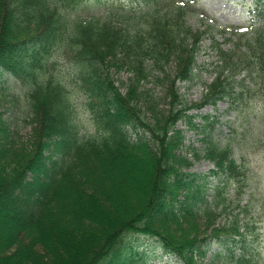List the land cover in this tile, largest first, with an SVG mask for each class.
Instances as JSON below:
<instances>
[{
  "label": "trees",
  "instance_id": "obj_1",
  "mask_svg": "<svg viewBox=\"0 0 264 264\" xmlns=\"http://www.w3.org/2000/svg\"><path fill=\"white\" fill-rule=\"evenodd\" d=\"M83 1L0 0V67L21 78L32 111L25 141L11 138L0 113V212L15 220L0 239V264H130L133 234L155 238L182 264H202L213 240L226 243L222 264H264L255 215L264 199L254 196L248 160L235 156L231 141L194 148L219 177L208 199L207 173L188 170L177 128L181 119L196 127L192 108L221 99L241 108L260 98L261 118L247 113L242 134L264 129V0H253L250 25L222 29L230 44L214 41V78L191 103L178 82L194 77L203 36L189 23L195 13L207 16L195 0H93L100 11L90 14L77 11ZM61 48L80 69L90 129L75 119L61 69L49 63L63 59L54 55ZM121 71L125 82L114 77ZM150 78L164 83L168 108L151 101L143 115ZM55 150L58 158L48 161ZM229 207L237 212L217 223Z\"/></svg>",
  "mask_w": 264,
  "mask_h": 264
},
{
  "label": "rangeland",
  "instance_id": "obj_2",
  "mask_svg": "<svg viewBox=\"0 0 264 264\" xmlns=\"http://www.w3.org/2000/svg\"><path fill=\"white\" fill-rule=\"evenodd\" d=\"M196 5L200 9H204L207 16L204 18L203 15L195 13L189 17V23L193 28L203 32L193 70L195 74L190 80L178 82L182 98L190 103L199 102L203 99L207 84L214 78V64L219 60L216 49L213 47L214 41L222 43L224 47L229 46L228 39L230 36L223 33L222 29H227L226 26L229 24L247 23L250 17L249 12L253 7L252 0H197ZM77 11L82 14H90L100 11V7L94 4L93 0H88L83 1ZM57 65L58 68L67 72L73 70L70 62L65 65L63 59L61 64L57 63ZM114 77L116 80L119 79L125 82L127 73L121 71ZM78 79L75 76L72 80V84L76 87L74 89L77 95L76 103L80 104L82 102L81 113L83 118L81 121L86 129H90L93 120L87 118V110L91 109L93 118L94 112L89 103V98L83 95L78 87ZM23 87L21 78L0 67L1 120L7 125L11 138L19 141L27 140L32 130V123L30 122L32 111ZM144 88L146 96L142 98L143 115H150L149 105L151 101H157L160 104V109L168 108L164 96L165 85L163 82L150 78L145 82ZM230 104L229 99H221L214 104L209 103L201 108L190 109L189 114L194 115L193 122L196 127L190 126L185 119L178 121L177 128L182 130V144L179 151L192 162L188 170L207 173L208 196L206 197L210 199L213 187L218 183L219 177L217 178L215 174L209 173L210 169L214 167L210 160L203 157L200 159L194 158L193 149L203 151L208 139H212L219 144L231 141L236 151L235 156L242 157L244 155L243 157L249 162L251 185L257 183L258 187L254 189V196L256 198L259 196V200L264 199V129L253 128L250 131L249 128L248 133L242 134V130L247 129V113L250 115L253 112L260 119L262 115L260 107L263 103L260 98H257L247 101L241 108H230ZM138 131L142 132V128ZM135 135L136 132L133 131L132 136ZM232 135H235L236 138L234 139ZM259 137H262L261 141H258ZM57 153L55 150L48 161L56 160L58 158ZM249 192H251L250 188L246 191L242 202L248 198ZM236 212L237 209L234 207L227 208L219 215L217 223L229 222ZM255 215L260 218L257 223L262 228L260 238H264V206L258 212H255ZM9 220L15 221L9 214L0 212V239L15 230V225L9 224ZM129 243L133 248V252H129L131 256L130 264H182V261L175 254L166 252L165 248L155 238L133 234L129 236ZM236 247H238L236 248L238 251L239 246ZM261 247L264 248V240ZM204 250L205 254L200 258L202 264H222L224 257L228 254L224 241L213 240L207 242L204 245ZM122 256L126 258L127 252H124Z\"/></svg>",
  "mask_w": 264,
  "mask_h": 264
},
{
  "label": "clouds",
  "instance_id": "obj_3",
  "mask_svg": "<svg viewBox=\"0 0 264 264\" xmlns=\"http://www.w3.org/2000/svg\"><path fill=\"white\" fill-rule=\"evenodd\" d=\"M66 49H58L55 51V56L56 57H63V63L65 65L69 64V61L67 60V57L65 55L66 53ZM43 63V62H42ZM49 63H58L61 64V60L60 59H54V58H49ZM72 66V71L71 72H67L64 69H61L59 73H57V79L58 82L60 84L61 87H63L64 89L67 90V92L69 93L67 99L68 102L70 104H72L75 107V119L76 120H81L83 118V115L81 113V108L83 107L82 102L80 104H77V95L74 92V89L76 88L75 85L72 84V80L75 76L78 75L80 69L79 67H77L76 65L70 63ZM35 71L37 72V74H40L41 69L40 68H35ZM42 79L45 80V82L47 81L48 77H41ZM80 84H83V81H79ZM87 118L89 120H93L94 122V118L92 117V113H91V109L87 110ZM74 125L78 128L80 125L75 124ZM83 135V133H79L78 132V136Z\"/></svg>",
  "mask_w": 264,
  "mask_h": 264
}]
</instances>
